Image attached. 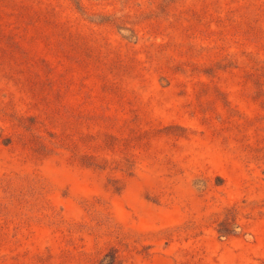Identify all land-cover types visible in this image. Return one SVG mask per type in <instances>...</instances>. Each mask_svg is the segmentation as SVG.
<instances>
[{"label":"rangeland","instance_id":"374dc122","mask_svg":"<svg viewBox=\"0 0 264 264\" xmlns=\"http://www.w3.org/2000/svg\"><path fill=\"white\" fill-rule=\"evenodd\" d=\"M0 264H264V0H0Z\"/></svg>","mask_w":264,"mask_h":264}]
</instances>
